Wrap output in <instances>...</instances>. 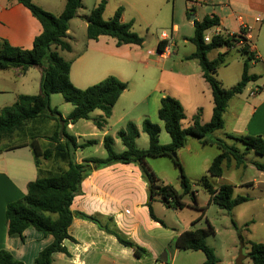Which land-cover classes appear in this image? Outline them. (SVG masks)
I'll list each match as a JSON object with an SVG mask.
<instances>
[{
    "label": "trees",
    "instance_id": "1",
    "mask_svg": "<svg viewBox=\"0 0 264 264\" xmlns=\"http://www.w3.org/2000/svg\"><path fill=\"white\" fill-rule=\"evenodd\" d=\"M25 5L39 20L42 26L40 35H37L31 48L14 46L5 38L0 37V70L18 68L25 72L31 66H38L42 72L40 92L34 95L21 93L17 95L12 105L0 111V153L5 150L28 146L32 150L34 162L38 169V176L27 185L26 193L19 199L10 202L5 211L8 234L11 237L25 239L24 232L29 227H34L45 235H51L53 240L41 249L34 264H54V254L63 252L69 255L65 245L66 239H72L69 228L75 215L93 221L98 227L114 235L118 242L132 249L135 256L141 258L150 254L149 250L128 236L121 233L114 224L112 217L101 218L99 215H89L84 212L72 210V204L77 195L82 191V182L92 169H98L113 163H136L140 166L143 179L147 182L150 215L155 217L153 200L160 195L169 207L184 205L182 195L169 184L159 182V178L147 166L148 157L169 156L180 167L182 185L185 193L190 190V181L184 173L177 155L178 150L185 146L191 138L199 139L203 144H217L222 151L215 157L208 168V176L202 178V183L210 193V203L231 210L234 206L247 201L242 195L234 196L235 186L229 183L213 186L210 177L223 176V162L230 161L232 157L240 164L244 153L235 145L228 144L224 139L213 138L212 134L224 127V112L231 98L240 94L250 80L257 79L256 74L249 73L254 52L250 51L251 43L245 41L240 49L246 55L240 81L231 88H225L215 77V60L208 57L209 52L220 47H226L224 53H219V59L225 61L226 53L234 44L229 38L216 36L211 42H205V32L220 24L216 15H206L202 20L194 21V35L191 40L196 46V51L188 59H197L201 65L203 76L211 88L214 107L212 117L208 122L201 119V110L192 117L191 124L183 127L182 122L186 113L179 99L171 95L161 98L158 117L163 121L171 141L162 144L160 141L161 127L159 124L144 119L143 131L149 136L147 148L138 147L136 141L140 135L138 126L128 122L121 128L117 137L124 145V150L117 152L114 147V138L111 135L104 137L103 146L107 151L106 158H91L78 162L75 151L80 147L76 137L66 130L69 123L80 119L91 118V113L101 110L102 114L93 118L97 128L102 129L111 116L112 108L121 93L127 88V83L115 76H108L105 80L86 88H79L70 79L72 60L65 59L61 51H71L72 46L66 39L69 37V21L75 18L77 11L83 6V0H65V7L60 14H54L42 9L34 0H17ZM106 1L102 0L91 9L86 17L87 37L97 39L101 35H109L116 39L117 45L128 43L142 44L144 38L133 30V22L122 21L123 7H119L109 19L103 17ZM166 42L160 40L158 51L164 49ZM61 93L66 101L73 105V109L64 118L57 107L51 106V95ZM37 119L56 121V128L48 139L51 144L43 147L40 141V132L29 126ZM63 124V128L62 125ZM14 136L30 139L16 144L5 142ZM243 143L247 151L264 154V137L262 136H230ZM57 160L64 163V167L44 172L41 167L42 160ZM264 167V165H263ZM157 220V219H156ZM158 221V220H157ZM213 227L206 229H187L174 239L177 249L202 250L206 259L204 264H218L213 247L205 242V238ZM248 255L254 264H264V243L252 242ZM0 264H26L4 249H0Z\"/></svg>",
    "mask_w": 264,
    "mask_h": 264
},
{
    "label": "crops",
    "instance_id": "2",
    "mask_svg": "<svg viewBox=\"0 0 264 264\" xmlns=\"http://www.w3.org/2000/svg\"><path fill=\"white\" fill-rule=\"evenodd\" d=\"M34 1L42 9L44 8L57 15L63 11L66 2L65 0ZM101 1L93 0V6H96ZM105 1L106 5L103 14L105 19H109L119 7H123L122 21H132V28L134 31H137L134 27L135 23L131 19L132 15H130V12L147 0ZM187 11L194 12L190 18L193 26L195 20H202L206 15H216L219 17L220 24L216 25L215 29L221 31L238 32L241 23L247 22L253 27L251 41L254 39L253 31H257L260 27L262 28L264 26V0H195L190 4L187 2ZM73 19L69 21V35L71 33L70 22ZM87 25L88 23L85 21L86 29ZM41 31V23L25 5L17 0H0L1 38L7 39L14 46L31 48L35 37L40 35ZM172 31L181 32V26L174 24ZM190 36L192 38L193 35ZM160 40L161 34L156 40L154 47H152L156 49L151 50L157 53L147 56L149 54H147L145 48L149 47L147 46L146 38L142 44L128 43L117 45L116 39L109 35H101L97 39H89L87 37L82 49L75 52L74 56L70 58L72 60L70 79L74 85L76 84L75 86H80L79 88L83 87L81 84L84 82H101L108 76H115L119 80L127 83V88L121 93L112 108V113L107 120V124L111 118L114 119L115 117H118L117 121L120 123L131 113L130 111L135 106V100L134 97L129 96L127 91L136 84L135 80L138 78H140L139 85L145 89H149L145 95L141 93V99L138 101L145 102L147 106L150 104L156 110L157 114L160 108L161 98L168 94L176 97L182 103L186 113L184 120H187L186 124L188 126L191 124L192 117L199 110H201V119L203 122H208L211 119L214 107L211 88L203 76L199 61L197 59H188V56L196 51V48L190 49V51H187L188 53H179V49H177L174 52L175 58L172 52L167 57H161L157 49ZM254 47L255 45L252 44L251 48L255 56L250 63L249 73L256 74L257 76L259 73L262 77L264 73L258 71L257 63L262 62L264 65V54ZM71 51H73V47ZM152 56H157L160 59L154 60ZM14 69L16 71L19 70L18 68ZM148 80L151 82L146 83ZM261 96L262 94L252 102H245L238 95L230 99L223 116L224 127L217 130L221 131L223 136L226 137L225 140L228 144L231 143L228 139L237 141L230 136L264 135V129H259L258 126H252L255 122L259 125L264 122V110L260 113V109L264 108V99H260ZM204 97L206 104L203 100ZM120 101L127 104V111L116 116V107ZM101 114L102 111H98L97 116ZM62 116L64 118L66 117L64 115ZM44 120L37 119L33 121L31 127L36 129L34 125H41ZM87 120H90L92 125V130L89 133L76 131L74 134H71V131L76 128V122L69 123L65 130L76 137L77 143L80 146L74 154L78 162H84L86 159L94 158L80 154L82 148L94 143L103 145L104 137L109 135L107 124L102 129H99L95 125L92 117ZM131 120H135L140 131L139 133L141 134L143 127L138 121L143 120L142 116L139 115L136 119H130L129 122H133ZM50 127L52 130L48 131V135L53 134L56 128L53 122H51ZM118 131L115 132L117 133ZM161 132L160 134L162 136ZM87 136L99 137L100 140L98 142L97 139L91 138L82 142L81 138ZM112 137L114 138V144H116L118 140L117 136L112 135ZM164 137L165 141L163 142L169 143L167 136L165 135ZM50 144L51 142L48 139L45 145L49 146ZM25 148L30 149V147L25 146L5 150L0 153V249L4 248L10 251L15 258L26 264H34L35 258L41 249L50 244L53 237L51 235H45L34 227H29L25 230V239L11 237L8 234L5 219L7 205L21 198L27 191L28 183L35 180L38 176V169L33 156L35 170L28 161L26 163L22 161L16 162L21 168L25 166L24 173L20 171L16 172L13 169L10 170L9 166H13L15 162L7 161L5 154ZM30 151L32 152L31 149ZM59 166L64 167L65 165L63 162L53 159H43L41 162V167L44 172L57 169ZM147 200V182L143 179L140 166L136 163L125 164L117 162L102 168L92 169L84 178L82 191L75 197L71 208L74 211L84 212L89 215H99L103 219L112 217L115 227L121 233L147 248L150 255L156 256L157 252L154 253V249L147 236V227L148 225L152 226L153 223L158 224V221L155 220L154 222L151 215V218L149 217V210L146 204ZM96 226L92 221L75 215L72 225L69 228V234L72 239L65 240L69 255L63 252H57L54 256H58L60 259L65 255L75 257L78 263L89 264L87 261L85 262V259L80 261V246L78 242L90 239L93 242V238L96 237H103L104 239L112 238V235H109L103 230H99ZM82 234H84V237H82ZM86 249L87 245H84L82 251L84 252ZM129 249L132 251L131 248Z\"/></svg>",
    "mask_w": 264,
    "mask_h": 264
},
{
    "label": "rangeland",
    "instance_id": "3",
    "mask_svg": "<svg viewBox=\"0 0 264 264\" xmlns=\"http://www.w3.org/2000/svg\"><path fill=\"white\" fill-rule=\"evenodd\" d=\"M93 0H85L83 6L79 9L77 16L70 22L71 33L67 37V41L72 44L73 51H61L60 54L65 59H70L74 56L75 52L82 49L87 38V29L85 27L86 17L93 8ZM193 11H187V0H147L146 2L138 5L130 12L131 19L135 23V31L144 39H147V56H151V50L155 45L156 40L159 38L163 31L170 35L174 24L181 26V32H173V40L171 52L175 58L174 52L179 49V53H185L190 49L196 48L194 42L191 40L190 35H194V26L190 18ZM110 16V14H108ZM211 33L210 31H206ZM205 32V33H206ZM142 34V35H141ZM254 39L251 45H255L264 54V26L257 31H253ZM193 37V36H192ZM150 50V51H149ZM226 47L214 49L208 54L209 59L215 60V77L221 82L223 87L231 88L235 86L241 79L244 61L246 55L242 54L238 47H233L226 53L225 61L219 59V53H224ZM188 53V52H187ZM154 60L160 59L157 56H152ZM258 71L264 73V65L262 62L257 63ZM16 72V73H15ZM42 72L40 67L31 66L25 72L16 71L14 68L0 70V111L2 108L12 105L17 97V94L25 93L34 95L40 92ZM155 79V78H153ZM93 81V80H90ZM134 84L127 92L129 96L134 97L135 106L128 114L127 118L122 122H118V117L111 118L106 125L109 129V135L117 136L115 131L124 128L130 119H136L139 115L142 119H150L151 121L159 124L161 127L160 140L162 144H167V140H171L170 135L165 129L163 121L158 117L156 110L147 106L145 102L138 101L141 99V93L144 95L149 91L140 86V78L135 80ZM148 80L146 83H150ZM99 83V82H95ZM94 82H84L81 84L85 88L94 85ZM76 85V84H75ZM80 87V86H78ZM136 87V88H135ZM251 89H257L256 93L251 95ZM264 76H260L255 80H250L243 91L238 94L244 100L255 101L254 99L262 94L260 99H264ZM237 98V97H236ZM206 104L205 97L203 98ZM57 107L60 113L67 116L72 111L73 105L66 101L61 93L51 95V106ZM264 110L260 109V113ZM98 111L95 110L91 113V117H97ZM127 111V104L120 101L116 107V116L120 113ZM263 119V118H262ZM44 120L41 125H34L40 132L41 145L45 147L48 141V131L52 130L51 122L56 126V121ZM143 120L138 123L142 125ZM135 122V120H131ZM89 122V123H88ZM76 128L71 131L74 134L76 131L89 133L91 128V121L87 119H80L76 122ZM136 123V122H135ZM187 120H183V127H188ZM256 124L253 127L264 129V122ZM137 125V123H136ZM31 126V124L29 125ZM213 138H223L221 131H215ZM219 136V137H218ZM264 137V135L262 136ZM95 138L99 142V137L87 136L81 138V141ZM27 139H30L28 137ZM20 136H14L10 142L16 144L20 141L27 140ZM117 143L114 144L115 150L121 152L124 150V145L117 137ZM230 145H235L240 152L244 153L242 163L238 164L237 159L232 157L231 160H225L223 166V176L209 179L213 186L229 183L235 186L234 196L242 195L248 198L231 210L223 208L218 204L210 203V193L202 183V178L208 176V168L213 161V157L217 156L222 149L217 144H203L199 139L191 137L184 147L180 148L177 152V157L183 167L184 173L190 181V190L185 193V188L182 185L181 170L177 166L172 157L158 156L148 157L146 159L147 166L159 178V182L171 185L177 193L182 195L183 207H169L165 205L160 195H156L152 206L154 210L155 220L158 224L152 226L148 225L147 236L154 249L156 256L147 255L137 258L129 248H124L117 240V238L103 230L109 235L111 239H104L103 237H96L90 240L79 241L80 246V261L85 259L89 264H204L206 259L205 253L202 250L191 249H177L174 245V239L183 231L187 229H206L209 225L213 227V232L209 233L205 238L207 245L214 248L217 257L219 258L218 264H236V258L243 247V254L245 258L244 264H254L248 253L251 250L252 242L264 243V154L256 153L253 150L247 151L243 143L228 139ZM226 141V140H225ZM138 147L147 148L149 146V136L144 131L141 132L136 141ZM83 156H90L94 158H106L107 151L104 146L99 143L89 144L80 150ZM7 161H13L15 164L9 166L10 170L20 171L24 173L25 166L21 168L16 162L22 161L32 164L35 170V165L32 159V152L29 148L17 150L16 152L6 153ZM148 193V190H147ZM130 206V205H129ZM148 207V206H147ZM149 210V207H148ZM149 217L150 216V211ZM84 237V234H82ZM87 245V249L83 252V246ZM60 259L54 256V264H81L75 260V257L63 256Z\"/></svg>",
    "mask_w": 264,
    "mask_h": 264
},
{
    "label": "built area",
    "instance_id": "4",
    "mask_svg": "<svg viewBox=\"0 0 264 264\" xmlns=\"http://www.w3.org/2000/svg\"><path fill=\"white\" fill-rule=\"evenodd\" d=\"M195 0H187V2L193 3ZM259 20V18H257ZM216 26L208 29L207 31H210L211 33L206 32L204 36L205 42H211L212 38L216 36H223L225 38H229L234 44L233 47H238L239 49L242 48V45L244 44L245 41L250 42L252 39V25L247 23V22H242L240 25V30L238 32H229V31H221L218 29H215ZM173 35L167 33L166 31H163L161 33V41L166 42L164 49L162 51H158V54L161 57H167L171 54V46H172V40H173ZM251 43V42H250ZM250 51H252V48L250 46ZM151 53L156 54V51H151ZM257 89H251L250 94L253 95L255 94Z\"/></svg>",
    "mask_w": 264,
    "mask_h": 264
},
{
    "label": "water",
    "instance_id": "5",
    "mask_svg": "<svg viewBox=\"0 0 264 264\" xmlns=\"http://www.w3.org/2000/svg\"><path fill=\"white\" fill-rule=\"evenodd\" d=\"M61 125H62V128H63V124L61 123ZM174 155H177V153H174ZM244 252H243V247H241V249H240V253H238L239 255H238V257L236 258V264H244L243 263V260H244V258H245V254H243Z\"/></svg>",
    "mask_w": 264,
    "mask_h": 264
}]
</instances>
